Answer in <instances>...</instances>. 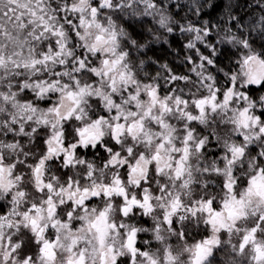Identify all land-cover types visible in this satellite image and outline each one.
<instances>
[{
  "label": "snow or ice",
  "instance_id": "obj_1",
  "mask_svg": "<svg viewBox=\"0 0 264 264\" xmlns=\"http://www.w3.org/2000/svg\"><path fill=\"white\" fill-rule=\"evenodd\" d=\"M235 7L0 0V264H264V0ZM177 32L190 74L151 75Z\"/></svg>",
  "mask_w": 264,
  "mask_h": 264
},
{
  "label": "trees",
  "instance_id": "obj_2",
  "mask_svg": "<svg viewBox=\"0 0 264 264\" xmlns=\"http://www.w3.org/2000/svg\"><path fill=\"white\" fill-rule=\"evenodd\" d=\"M235 5L238 7L234 8V11L244 20H248L250 16L253 14V10L248 8L247 5L250 3V0H233ZM220 7H217L215 11L209 10L210 15L208 13L205 14V19H217L220 14ZM165 35H167L165 33ZM187 42L186 37H181L177 32L175 35L168 36V43H157L153 45L152 50L147 52L145 59L147 57H151L153 61L157 63L146 65L147 71L151 75H155L157 71H161L159 68L160 64L167 63L168 66L173 70V72L177 74H189V69L191 68L190 64L183 63L185 55L189 54L187 50L184 48V44ZM205 52L206 55L209 53L205 49H201ZM219 63L221 66L227 65V58L220 57ZM214 71V70H213ZM165 75L167 73H164ZM223 80V77H220Z\"/></svg>",
  "mask_w": 264,
  "mask_h": 264
},
{
  "label": "rangeland",
  "instance_id": "obj_3",
  "mask_svg": "<svg viewBox=\"0 0 264 264\" xmlns=\"http://www.w3.org/2000/svg\"><path fill=\"white\" fill-rule=\"evenodd\" d=\"M189 74H190V73H189ZM193 79H195V77H194V76H193ZM160 83H161V84H163V83H164V81L161 79Z\"/></svg>",
  "mask_w": 264,
  "mask_h": 264
},
{
  "label": "flooded vegetation",
  "instance_id": "obj_4",
  "mask_svg": "<svg viewBox=\"0 0 264 264\" xmlns=\"http://www.w3.org/2000/svg\"><path fill=\"white\" fill-rule=\"evenodd\" d=\"M89 156H91V153H89Z\"/></svg>",
  "mask_w": 264,
  "mask_h": 264
}]
</instances>
